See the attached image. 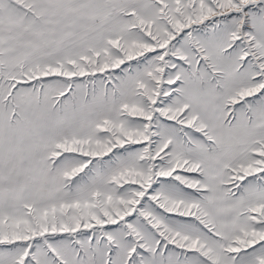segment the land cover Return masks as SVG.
Here are the masks:
<instances>
[{"label": "snow or ice", "instance_id": "1", "mask_svg": "<svg viewBox=\"0 0 264 264\" xmlns=\"http://www.w3.org/2000/svg\"><path fill=\"white\" fill-rule=\"evenodd\" d=\"M0 264H264V0H0Z\"/></svg>", "mask_w": 264, "mask_h": 264}]
</instances>
